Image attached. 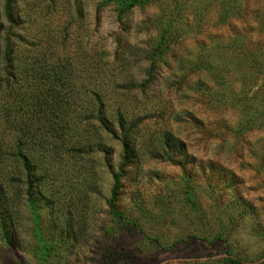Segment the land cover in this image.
Here are the masks:
<instances>
[{"label":"rangeland","instance_id":"1","mask_svg":"<svg viewBox=\"0 0 264 264\" xmlns=\"http://www.w3.org/2000/svg\"><path fill=\"white\" fill-rule=\"evenodd\" d=\"M7 1L0 0V22L16 53L5 167L20 180L5 186L15 228L12 247L0 238V264H226L229 257L264 264V58L257 50L264 55V0H234L235 15L226 22L217 0H186L191 24L166 51L154 32L166 27V2L121 12L107 0H14L9 20ZM250 56L263 64L247 63ZM94 69L114 81L112 100L135 93L129 106L144 116L157 111L144 124L184 141V165L151 158L139 129L130 135L138 153L125 163L118 138L96 118L78 121L69 112L58 138L27 104L18 132L15 99L24 92L23 100L32 101L40 89L32 74L80 77L73 90L89 112ZM57 89L69 99L63 108L75 109L72 87ZM98 138L108 157L94 146ZM18 139L43 177L32 199L13 156ZM115 175L122 221L107 205Z\"/></svg>","mask_w":264,"mask_h":264},{"label":"trees","instance_id":"2","mask_svg":"<svg viewBox=\"0 0 264 264\" xmlns=\"http://www.w3.org/2000/svg\"><path fill=\"white\" fill-rule=\"evenodd\" d=\"M14 0H8L6 3L5 13L7 18L10 20L9 15V5ZM110 5L115 6L116 4L121 8L119 11L126 12L132 8L139 7L142 5H148L152 3L166 2L169 3L171 9L168 12L167 18L164 20L166 27L155 29L154 32L157 31V39L159 41L158 49H161L164 46L162 51H166L172 47L174 44H178L182 41L183 34H185V28L191 24V22L186 19L185 8L183 5H186V0H107ZM218 10L217 16L222 22L229 21L232 16L235 15L236 12V3L234 0H217ZM263 16V15H261ZM248 14H245L243 20L248 19ZM190 23V24H189ZM4 33L3 40L0 39V95L2 96V103L0 105V238L7 244V246L12 247L11 242V229L15 228L14 218L10 212V202L7 197L5 186L14 181L17 178L11 177L7 169L5 167V161L8 156L12 155L8 152V144L6 141L7 137V124L9 123V118L11 114V104L9 101L10 90H11V80L15 78V68H14V59H15V49L10 46L9 40L7 38V30L4 27V24L0 22V33ZM1 36V35H0ZM159 37V38H158ZM238 39V36H237ZM234 40V39H233ZM246 42L250 43L249 40ZM232 48H229V50ZM260 57L264 58V55H261L263 52L260 48L257 49ZM248 53V52H245ZM121 54H123L121 52ZM246 55H249L246 54ZM244 58L247 63H254L258 66L262 65V61L255 59L250 56ZM207 68L210 70L211 67H208V62H203ZM204 65V66H205ZM222 66V65H221ZM67 65L60 64L59 69L66 70ZM29 67H25L21 71V73L27 72ZM224 69L220 67L217 68V81L224 80V76L222 71ZM28 73V72H27ZM31 79L37 80L39 91L36 93V97L33 100H23V94L18 95V99H15V103L17 104V113L18 120L16 121V125H18V132L21 133L23 127V117L22 113L25 111L23 106L27 105V107H31L33 110V114L36 118H39L43 122L50 121L54 127H51V134L60 137V134L64 132V127L62 123L65 122L67 118V112L74 114L75 118L78 121L87 120L91 118H96L99 125L106 130L109 134L118 138L123 146V160L125 163L135 158L138 153L139 146L137 144L136 139L132 144L130 135L136 133L138 129V135L142 139L144 143V149L146 153L153 159H165L170 161L173 164L184 165L183 161L179 162L178 160L184 159L186 157V144L184 141L174 137L169 130L165 127H159L157 129L147 126L144 124V120L148 117L150 118L153 115L157 114V111L154 113H149L147 116L139 114L134 107L129 106L126 103V100L130 98H135V93L132 95L131 93L125 94V100L120 97L112 100V94H107L109 87L112 85L114 81H110L108 78V74L104 71H99V69H94L92 71L91 77L88 78L90 85L94 88L89 90L88 92V100H92L95 104V108L91 111L87 112L83 109V107L78 106L83 102V98H81V94L79 90H73V88H78L82 85L80 81V77H76L79 81L75 82V78L73 76L65 78L64 76H38L34 75ZM35 76V77H34ZM111 82V84H110ZM244 87V83H242ZM109 86V87H108ZM72 87V91L70 92L73 95V98L76 99L77 107L75 109H67L63 108L64 105L69 104V99L63 94L58 93L57 88ZM119 88V87H117ZM66 94V93H65ZM72 98V99H73ZM11 105V106H10ZM26 107V108H27ZM162 113V111H159ZM153 114V115H151ZM160 114V113H159ZM164 113H162L163 115ZM20 122V123H19ZM19 123V124H18ZM140 124L141 127H138ZM115 125V127H114ZM49 126H51L49 124ZM56 126L58 131H56ZM119 132V133H118ZM137 134V133H136ZM92 143L87 145V148L91 147ZM18 152L13 154L16 156L18 160L22 163V167L25 170L26 174V182L28 184L27 195L29 199H32V195L34 196V184L39 183L43 178L42 176H38L36 174L37 164L32 161V158L21 151L20 148L23 146V142L18 139L17 141ZM94 146L106 157H108V147L100 141L98 138V142L94 144ZM20 149V150H19ZM10 176V177H9ZM114 184L111 190L110 199L107 202L109 207L110 214L119 221H122V217L120 213L117 211V202L120 196L119 188L120 181L119 176H113ZM20 180V178H18ZM36 193L39 196L42 194L41 190L37 188ZM17 196L19 198L20 195ZM48 200V199H47ZM17 207V206H16ZM245 206V210H246ZM226 264H246L240 260L229 257L227 259Z\"/></svg>","mask_w":264,"mask_h":264}]
</instances>
